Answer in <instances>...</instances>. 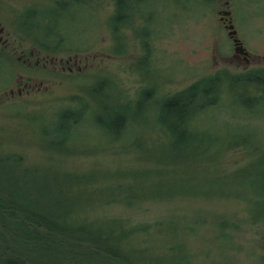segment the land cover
<instances>
[{
	"label": "rangeland",
	"instance_id": "obj_1",
	"mask_svg": "<svg viewBox=\"0 0 264 264\" xmlns=\"http://www.w3.org/2000/svg\"><path fill=\"white\" fill-rule=\"evenodd\" d=\"M79 1L59 12L46 9L47 23L36 36L13 41L6 55L0 53V189L20 199L50 201L60 197L59 179H82L74 188L87 191L75 195L91 201L76 218L118 223L127 233L119 246L136 254L138 264H264V94L255 84L246 91L230 84L229 76L251 69L231 59L234 45L218 13L222 1L139 0L135 6L149 15L125 12V22L134 20L120 27L119 40L116 22L109 23L114 0H94L89 10ZM230 1L239 40L252 54L260 52L264 0ZM133 2L124 1V9ZM47 31L62 37L49 39ZM22 50L42 58L39 66L37 56L31 65L18 60ZM52 58L56 68L44 61ZM69 58L73 70H63L59 61ZM196 82L202 91L198 105L209 106L187 129L199 139L182 146L187 157L210 155L216 142L246 144L196 163V169L153 159L156 149H173L158 128L167 111L164 99ZM64 109L73 116L63 120ZM79 116L82 124L75 126ZM118 116L128 120L127 132L111 130ZM174 117L169 120L178 135L184 128ZM119 133L122 139L110 143ZM78 143L88 150L109 147L62 150ZM160 183L177 186L151 191ZM191 184L219 193L192 192ZM141 185L151 193L141 195Z\"/></svg>",
	"mask_w": 264,
	"mask_h": 264
},
{
	"label": "trees",
	"instance_id": "obj_2",
	"mask_svg": "<svg viewBox=\"0 0 264 264\" xmlns=\"http://www.w3.org/2000/svg\"><path fill=\"white\" fill-rule=\"evenodd\" d=\"M114 1L115 11L109 23L112 25V22H116L114 24L115 27L112 25V28L115 39L119 40L118 32L120 27L123 24L130 26V22L134 20L125 22V12L131 13L132 16H136V13H141L143 16L146 14V17H148L147 15L149 14H147V9L135 6L139 0H131L134 2L132 6H128V9H124V0ZM228 79L232 87L240 84L243 85L245 87L244 91L247 90L248 87L246 86L249 84L258 85L255 88L262 89V93L264 94L263 69L247 71L238 76H229ZM217 81L218 83L220 82V74ZM87 88L93 92L96 90L94 86L92 88L88 86ZM188 89L189 91L185 93H176L164 99L165 101L162 105L167 111L163 112L164 116L159 117L158 121L161 137L164 135L163 139L168 141L169 144H173V149L176 152L170 146L168 151L164 152L156 149V152L150 156L153 159L158 158L161 161H166V163L185 164L189 165V168L196 169V166H198L196 163L213 160L227 150L245 145L246 142H229L226 146L219 145V142H216L210 145L215 148L214 152H209L210 155L194 152L193 156L187 157V152L182 146L188 141L198 142L199 140L197 134L187 129L190 128L191 123L196 122L200 118L205 107L209 106L203 107L202 105H198L199 99L202 98V91L200 95L199 90L200 82L192 84ZM189 93L191 97L186 98ZM263 94L258 96L263 97ZM78 96L75 95L76 100L80 102L81 96ZM195 107V111L189 112L190 109L193 110ZM88 108H90V105L86 106V109ZM167 114L168 117L166 116ZM173 115L176 117H174L177 121L176 124L184 128L178 135L174 134L173 124L169 120ZM61 116L64 118L63 120H67L69 116H73V112L70 115V112L64 109ZM73 124L81 126V116L73 120ZM129 126L130 124L128 125V120H125V117L118 116L113 126H111V130H119V127H121L127 132ZM104 127L103 125L100 129ZM121 133L117 134L110 143L119 142L117 140L123 137ZM85 145L87 146L85 143H78L77 148L72 151L63 145L62 150L66 151V153H88L109 147L108 144L106 147L100 149L95 147L92 150H88ZM138 148L143 150L148 149L147 147ZM77 181L82 182L83 180L73 177L59 179L56 187L61 193L60 197L50 201L36 198L28 199L26 197L20 199L0 189V264H138L134 260V256H137L136 254L124 252L119 246L122 245L127 233L116 228V224L118 223L109 221L88 222L76 218L77 213L87 206L86 203H90L91 201L89 195H84L83 197L75 195L76 193L80 194L87 191V189L81 185L79 186V184L77 188H74L73 183ZM150 186H148L149 189H151ZM176 186L166 183L154 184L151 191H155L154 193L168 192L176 189ZM145 188L144 185L139 186L141 195L144 194L143 196L151 193L150 190H145ZM187 188L189 191L202 194L219 193V191L205 192L199 185L191 184ZM132 195L140 196L139 193H132ZM93 203L95 202H91V204ZM155 264L166 263L160 261Z\"/></svg>",
	"mask_w": 264,
	"mask_h": 264
},
{
	"label": "flooded vegetation",
	"instance_id": "obj_3",
	"mask_svg": "<svg viewBox=\"0 0 264 264\" xmlns=\"http://www.w3.org/2000/svg\"><path fill=\"white\" fill-rule=\"evenodd\" d=\"M219 1H222V8L218 11L220 15V21L222 22L223 27L229 33L230 30L228 29V27L230 25H233L232 12L230 10L231 1ZM79 2V0H0V53L6 55L7 49L10 48L11 42L13 41L21 42L27 40L30 35L36 36L39 27L47 23L44 18V11L46 9L50 12H52L53 10L59 12V9L69 8V6L72 8L76 3ZM93 2L94 0H85V5L83 6V8L86 10L93 8ZM80 6L81 5H79L78 7ZM18 18L19 24L16 26L14 23H16V20ZM46 37H49V39H61L62 34H60L59 31H47ZM230 38L234 45V54L231 58L232 61H236L238 65H241V63H245V68L250 67L251 70L249 71L264 68V47H262V50L260 52L252 54V52H249L244 47L241 41L240 43L236 42V39L238 38L237 34L233 37L230 36ZM241 46L244 47V51L242 50ZM237 48L239 49L238 52L236 51ZM11 52L13 53V55L17 53V51H15V49L12 47ZM35 56L37 55L34 53V51H30L28 56H26L24 50H22L20 56L18 57V60H22V63L24 64L31 65V60ZM71 60L72 58H69L66 61H64L63 59L59 61V63L62 65L61 67L63 70H65L66 68L70 71L73 70V67H71ZM44 61L46 64H51L56 68V58H52L51 60L44 59ZM41 62L42 58H39L37 56L35 64L39 66ZM76 64H78L77 59L74 60L73 66H75ZM10 94L13 93L11 92Z\"/></svg>",
	"mask_w": 264,
	"mask_h": 264
},
{
	"label": "water",
	"instance_id": "obj_4",
	"mask_svg": "<svg viewBox=\"0 0 264 264\" xmlns=\"http://www.w3.org/2000/svg\"><path fill=\"white\" fill-rule=\"evenodd\" d=\"M228 29L230 30V32H229V36L233 37V36H235V35L237 34V32H236V30L234 29V26H233V25H230V26L228 27ZM236 42L240 43V40L237 38V39H236ZM241 47H242V46H241ZM242 50H243V51L245 50L244 47H242ZM236 51L238 52L239 49L237 48Z\"/></svg>",
	"mask_w": 264,
	"mask_h": 264
}]
</instances>
